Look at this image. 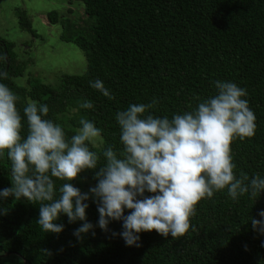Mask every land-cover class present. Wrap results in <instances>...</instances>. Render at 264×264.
Wrapping results in <instances>:
<instances>
[{
  "label": "trees",
  "instance_id": "obj_1",
  "mask_svg": "<svg viewBox=\"0 0 264 264\" xmlns=\"http://www.w3.org/2000/svg\"><path fill=\"white\" fill-rule=\"evenodd\" d=\"M81 1L80 24L59 22L63 29L59 39L82 51L84 71L61 73L56 86L37 80L26 87L16 85L13 79L24 67L19 66L12 44L0 38V73L8 74L7 79L0 77V83L18 97L22 118L28 102L46 104V118L60 124L68 137L83 117L101 129V145L89 144L90 150L99 154L111 145L119 152L117 111L155 97L158 103L149 112L171 119L195 109L197 97L214 95L213 81H232L247 90L245 98L256 117L254 136L231 144L234 173L264 178V0ZM17 17L21 29L31 33L23 12ZM47 17L57 23L54 12ZM95 79L104 82L114 100L89 86ZM84 100L94 107L80 108ZM25 133L26 125L21 135ZM93 176L94 171L85 170L72 183L87 192L97 183ZM6 187H11L10 164L0 157V189ZM86 203V220L94 225L95 235L90 231L77 240L73 232L83 222L69 223L60 214L54 223L63 224V231L44 233L36 224L39 205L24 198L0 199V264H264V235L253 231L248 220L260 219L264 192L256 201L248 194L233 201L227 189L214 192L196 205L183 236L141 232L140 247L125 245L119 235L122 220L110 221L108 231H102L96 226L97 205L91 199ZM128 214L125 209L124 215Z\"/></svg>",
  "mask_w": 264,
  "mask_h": 264
},
{
  "label": "clouds",
  "instance_id": "obj_2",
  "mask_svg": "<svg viewBox=\"0 0 264 264\" xmlns=\"http://www.w3.org/2000/svg\"><path fill=\"white\" fill-rule=\"evenodd\" d=\"M212 84L214 95L197 97L195 109L171 119L149 112L158 103L155 97L150 103L129 104L117 111L122 149L117 152L109 145L98 154L88 146L101 138V129L93 122L82 117L80 127L68 137L60 124L46 118L49 107L36 101L27 103L22 118L18 97L0 83V157L9 162L11 177V187L0 189V199L24 198L39 205L36 224L44 233L63 231V224L54 223L60 214L69 223L83 222L73 232L77 240L94 228L86 220V201L91 199L99 214L96 226L108 231L110 221L122 220L119 235L128 247H140L141 232L183 236L196 205L214 192L227 189L233 201L245 194L256 201L264 192V178L259 174L250 178L242 171L235 174L231 150L234 139L255 134L256 117L245 98L247 90L232 81ZM89 86L115 99L102 80H91ZM79 107L92 109L94 104L84 100ZM85 170L94 171L97 183L82 192L72 181ZM57 181L63 183L57 186ZM146 192L153 195L145 196ZM125 209L130 210L127 216ZM258 216L248 220L253 231L264 235V210Z\"/></svg>",
  "mask_w": 264,
  "mask_h": 264
},
{
  "label": "rangeland",
  "instance_id": "obj_3",
  "mask_svg": "<svg viewBox=\"0 0 264 264\" xmlns=\"http://www.w3.org/2000/svg\"><path fill=\"white\" fill-rule=\"evenodd\" d=\"M81 9V0L0 1V38L12 44L19 66L24 67L22 75L13 79L16 85L26 87L37 80L56 86L61 73L81 74L84 71L82 51L59 39L63 30L59 22L68 20L79 25L83 18ZM19 12H23L31 33L19 26ZM52 12L57 18L55 24L50 23L47 17ZM93 145H101V139L98 138Z\"/></svg>",
  "mask_w": 264,
  "mask_h": 264
}]
</instances>
